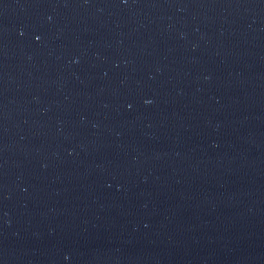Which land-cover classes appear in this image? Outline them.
<instances>
[{
    "label": "water",
    "instance_id": "1",
    "mask_svg": "<svg viewBox=\"0 0 264 264\" xmlns=\"http://www.w3.org/2000/svg\"><path fill=\"white\" fill-rule=\"evenodd\" d=\"M0 264H264V0H0Z\"/></svg>",
    "mask_w": 264,
    "mask_h": 264
}]
</instances>
